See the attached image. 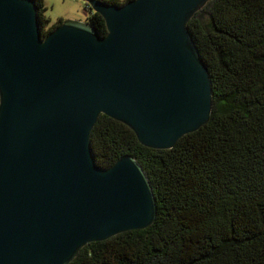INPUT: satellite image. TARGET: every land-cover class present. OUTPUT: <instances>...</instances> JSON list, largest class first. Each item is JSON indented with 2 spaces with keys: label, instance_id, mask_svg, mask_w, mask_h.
<instances>
[{
  "label": "water",
  "instance_id": "obj_1",
  "mask_svg": "<svg viewBox=\"0 0 264 264\" xmlns=\"http://www.w3.org/2000/svg\"><path fill=\"white\" fill-rule=\"evenodd\" d=\"M102 17L42 35L31 0H0V264H66L86 243L149 226L155 200L130 153L102 168L100 113L168 149L203 125L211 83L187 22L209 0H84Z\"/></svg>",
  "mask_w": 264,
  "mask_h": 264
},
{
  "label": "trees",
  "instance_id": "obj_2",
  "mask_svg": "<svg viewBox=\"0 0 264 264\" xmlns=\"http://www.w3.org/2000/svg\"><path fill=\"white\" fill-rule=\"evenodd\" d=\"M31 1L42 35L62 22L49 23L42 0ZM88 9L86 21L103 35L104 20ZM187 28L210 75L206 122L153 149L98 115L89 137L95 163L130 153L147 176L155 218L82 245L66 264H264V0H209Z\"/></svg>",
  "mask_w": 264,
  "mask_h": 264
},
{
  "label": "rangeland",
  "instance_id": "obj_3",
  "mask_svg": "<svg viewBox=\"0 0 264 264\" xmlns=\"http://www.w3.org/2000/svg\"><path fill=\"white\" fill-rule=\"evenodd\" d=\"M42 3L45 8L43 15L49 23H55L57 19L83 22L90 12L84 0H42ZM205 16V12L201 13L200 20H204Z\"/></svg>",
  "mask_w": 264,
  "mask_h": 264
}]
</instances>
